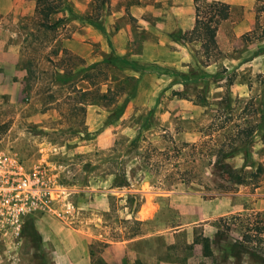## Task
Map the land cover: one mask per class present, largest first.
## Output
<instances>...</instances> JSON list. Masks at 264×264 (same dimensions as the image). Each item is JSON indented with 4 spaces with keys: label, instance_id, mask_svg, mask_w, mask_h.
I'll return each instance as SVG.
<instances>
[{
    "label": "rangeland",
    "instance_id": "rangeland-1",
    "mask_svg": "<svg viewBox=\"0 0 264 264\" xmlns=\"http://www.w3.org/2000/svg\"><path fill=\"white\" fill-rule=\"evenodd\" d=\"M217 1L229 15L217 25L216 48L206 50L198 19ZM98 5L94 12L93 0H24L20 11H0V151L42 166L59 189L55 214L31 215L20 238L0 239V264H76L77 230L90 238L91 264H103L98 254L112 242L172 229L179 214L168 198L158 218H132L144 197L171 192L232 196L239 209L177 234L184 259L264 264V242L229 248L255 214L264 222V173L235 185L214 166L219 151L234 170L264 166V0ZM110 174L107 208H95L82 189ZM149 243L158 251L167 240Z\"/></svg>",
    "mask_w": 264,
    "mask_h": 264
},
{
    "label": "crops",
    "instance_id": "crops-1",
    "mask_svg": "<svg viewBox=\"0 0 264 264\" xmlns=\"http://www.w3.org/2000/svg\"><path fill=\"white\" fill-rule=\"evenodd\" d=\"M23 1L0 0V11H20ZM97 182L98 180L95 184ZM115 182V174H110L107 176L105 182L101 181L99 185L97 183L92 188H83L82 191L88 194L90 193L89 196H92L90 202L92 201L94 203L95 208L100 206V208L105 209L107 208L108 202L107 198L103 197H106L107 192L113 191L112 188ZM99 186H107L109 189H100ZM137 192L142 193L139 190ZM163 198H168L169 206L178 211L179 214L178 221H174L172 229L165 232L160 229L154 233L137 234L123 241L112 242L98 254L103 264H195L197 258L184 259L179 250H177V234L191 227L198 226H202L206 230L211 220L239 210L237 205L232 204V196L202 200L193 195L171 192L168 194H155L151 199L148 196L144 197L143 204L138 207L132 218L138 221L158 218V212ZM184 207L190 208L186 212L192 213L185 218ZM36 231L38 234L43 235L42 229L37 228ZM77 232L83 234L84 237H81L80 241V258L75 259L73 263L91 264L92 258L88 249V239L90 238L84 231L77 230ZM154 236H165L167 243L163 246L162 250L158 249V251H154L150 248L149 242Z\"/></svg>",
    "mask_w": 264,
    "mask_h": 264
},
{
    "label": "built area",
    "instance_id": "built-area-1",
    "mask_svg": "<svg viewBox=\"0 0 264 264\" xmlns=\"http://www.w3.org/2000/svg\"><path fill=\"white\" fill-rule=\"evenodd\" d=\"M58 190L42 166L28 168L15 153L0 151V239L20 238L31 215L55 214Z\"/></svg>",
    "mask_w": 264,
    "mask_h": 264
},
{
    "label": "trees",
    "instance_id": "trees-1",
    "mask_svg": "<svg viewBox=\"0 0 264 264\" xmlns=\"http://www.w3.org/2000/svg\"><path fill=\"white\" fill-rule=\"evenodd\" d=\"M39 2V0H37ZM94 1V12H97L99 9L98 0ZM229 15V6L223 2H212L207 5L206 10L203 12L202 15H199L198 22L201 25L205 26V35L204 40L202 42L205 49H210L212 47L216 48V41H215V35L217 30V25L222 20H225L228 18ZM194 30V29H193ZM105 61H111L110 59H107ZM92 66L96 68V74L99 72L98 68V62L93 63ZM92 73L90 71H86L84 73V77L86 79H91L93 77ZM103 79L101 81H104L106 78L105 75H102ZM91 89L85 90L84 92H88L86 94L90 93ZM110 90L109 87L106 88L105 93L98 94V99H106L107 98V92ZM118 94V92H117ZM109 104L111 101L108 102ZM219 151L218 154H216V158L214 159V166L218 168L221 171V174H223L226 179L235 184V185H248L252 183V180L255 176H260L264 173V166L261 163H254L250 164L252 171L244 172L242 169L240 170H234L229 163H227L223 159V155ZM258 214H255V220L254 222L249 225V222H247L245 225H243V231L241 233V241H235L236 243L229 244V248L232 250L235 249V247H238L240 249H244V244H253V243H260L264 242V222L262 220H256V217ZM247 218V217H246ZM249 219V218H248ZM247 219V220H248ZM220 220L222 218L220 217ZM219 234H221L219 231H217V235L219 237ZM222 238H217L212 240V242L217 246L219 245V241ZM207 241V239H204ZM247 250V248H246Z\"/></svg>",
    "mask_w": 264,
    "mask_h": 264
}]
</instances>
